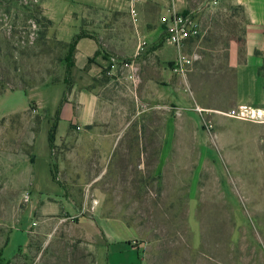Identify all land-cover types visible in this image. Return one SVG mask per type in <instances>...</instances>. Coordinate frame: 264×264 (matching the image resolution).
I'll return each mask as SVG.
<instances>
[{"label": "rangeland", "instance_id": "obj_1", "mask_svg": "<svg viewBox=\"0 0 264 264\" xmlns=\"http://www.w3.org/2000/svg\"><path fill=\"white\" fill-rule=\"evenodd\" d=\"M173 1L200 26L182 47L197 55L183 77L171 73L177 50L160 22ZM89 3L93 17L84 19L105 33L82 27L77 33L99 38L107 56L134 61V79L114 68L126 97L165 89V144L161 113L152 114L157 104L150 98L134 106L140 113L151 108L150 128L137 130L148 144L123 145L122 137L99 149L100 135L92 132L82 135L83 161L64 144L50 147L48 160L36 159L52 95L31 93L61 85L64 95L79 75L67 66L73 40H62L49 17L65 15L72 4L0 0V95L8 92L0 109L27 107L0 119V248L15 233L0 264H264V123L195 109L233 106L227 48L241 40V9L222 0H140L134 24L125 0ZM116 14L126 17L119 22ZM154 29L161 35L151 39ZM35 177L42 193L31 186ZM32 203L50 213L38 214Z\"/></svg>", "mask_w": 264, "mask_h": 264}, {"label": "crops", "instance_id": "obj_2", "mask_svg": "<svg viewBox=\"0 0 264 264\" xmlns=\"http://www.w3.org/2000/svg\"><path fill=\"white\" fill-rule=\"evenodd\" d=\"M222 1H226L230 5L241 9L244 19L241 40H231L227 48V63L233 70L234 75V89L231 101L233 106L231 107L238 104L264 106V0ZM69 2L72 5L66 13L63 12L65 15L61 17L49 15L50 19L57 24V34L62 40L69 41L72 39L80 27L100 30V33L104 35L105 27H101V29L94 27L93 23L91 24V22L84 19L89 16L93 17L86 10L89 7L90 0H69ZM170 5L178 11H183L177 8L175 1L168 2L165 8ZM64 8H66L65 5ZM107 17L109 15H102V18ZM125 17L124 14H116L114 19H118L120 22ZM150 33L152 34L150 36L151 39L161 35L159 29H154ZM104 46H101L99 38L97 39L89 35L80 37L75 44L73 52V68L79 74L73 80V86L64 92V95L63 86L61 85L41 87L40 90L31 93L37 95L40 92L41 94L48 93L52 95L47 105L50 110L46 124H41L36 138V159H49L48 131L55 116L54 112H56L61 100L63 101L60 106L54 132V145H66L69 147L68 149H70L71 154H75L79 158L78 161L84 160L83 153L86 148L83 146L87 144L82 135L85 136L86 133H99L100 139L94 143L99 149H102V145L110 147L118 145V141L122 137H124L123 145L148 144L147 135L138 137L137 130L149 127L150 121L148 122V115L151 114V108H147L144 112L140 113L139 110L135 112L134 106H139L141 102L150 104V98L156 101L157 104V110L153 111L152 114H157L159 117L161 113V130L163 134L161 138L163 140L162 144H165V112L160 108L165 103V89L157 87L156 92L148 90L143 91L142 94L136 93V95L135 92L130 91L131 95L127 98L126 89L124 88V84H122L123 81L121 85H119L120 83L116 84L115 78H112L115 72L114 68L108 70V68L110 69V58L114 56L112 54L110 56L104 54ZM156 48L158 47H154L152 52L155 53ZM159 69L160 73L163 74L162 67H159L158 71ZM157 85H159L158 82ZM56 87H58V91L55 90ZM152 89L154 90V88ZM7 93L4 92L0 95V103L4 99L3 95ZM26 108H14L9 112H2L3 108H1L0 119L23 111ZM52 115L53 117L51 118ZM145 122L147 125H145ZM122 131L125 132V135ZM89 145H92L91 141ZM104 154L107 155V153L103 152ZM75 158L68 159L69 163L73 162ZM31 186L36 192H43L36 177ZM31 210H36L38 214L45 216L50 213V209L45 207L44 204L32 203ZM22 232L25 233V231ZM13 234L15 233L12 231L1 246V256H3L6 246L11 242ZM25 239L21 238L18 249L25 245Z\"/></svg>", "mask_w": 264, "mask_h": 264}, {"label": "built area", "instance_id": "obj_3", "mask_svg": "<svg viewBox=\"0 0 264 264\" xmlns=\"http://www.w3.org/2000/svg\"><path fill=\"white\" fill-rule=\"evenodd\" d=\"M139 1L125 0L127 13L134 24L138 20L137 3ZM160 22L163 25L165 41L177 50L171 64V73L183 77L194 64L197 55L182 51V47L199 36V22L191 12L178 11L172 5L165 8L164 14L160 16ZM115 67L128 70V78L134 79L136 77L137 66L131 59L124 60L111 57L109 70ZM195 109L200 114L203 112L205 114L216 112L239 120H254L264 123V106L238 104L226 110H211L197 105ZM175 112L180 113L179 110H175ZM25 198H28L27 195Z\"/></svg>", "mask_w": 264, "mask_h": 264}, {"label": "trees", "instance_id": "obj_4", "mask_svg": "<svg viewBox=\"0 0 264 264\" xmlns=\"http://www.w3.org/2000/svg\"><path fill=\"white\" fill-rule=\"evenodd\" d=\"M183 12H187V11H183ZM84 35H78V33L73 36L72 40H73V51H72V57L71 59H69V63H68V67H73L74 66V61H73V52H74V49H75V44L77 42V40L82 37ZM62 101H60L59 103V106L55 112V116H54V119L52 121V124L50 126V129L48 131V143H49V147H52L54 145V132H55V128H56V124H57V120H58V114H59V110H60V106L62 104Z\"/></svg>", "mask_w": 264, "mask_h": 264}]
</instances>
